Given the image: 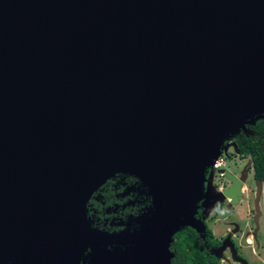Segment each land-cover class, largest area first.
<instances>
[{
  "label": "water",
  "instance_id": "water-1",
  "mask_svg": "<svg viewBox=\"0 0 264 264\" xmlns=\"http://www.w3.org/2000/svg\"><path fill=\"white\" fill-rule=\"evenodd\" d=\"M260 119L264 0H0V264H81L95 243L139 249L90 264H170L225 140ZM119 172L149 186L141 233L87 226Z\"/></svg>",
  "mask_w": 264,
  "mask_h": 264
},
{
  "label": "trees",
  "instance_id": "trees-1",
  "mask_svg": "<svg viewBox=\"0 0 264 264\" xmlns=\"http://www.w3.org/2000/svg\"><path fill=\"white\" fill-rule=\"evenodd\" d=\"M236 141L241 155L259 158L262 168L258 178L264 180V119L254 125L243 124ZM154 211L149 186L139 177L119 172L102 185L87 203V226L91 230L114 236L137 234L151 226ZM210 247V235L205 230L198 232L189 228L178 231L173 235L170 247L175 253L170 264H218L217 257L210 253ZM96 249L115 255L111 254L107 246L95 243L88 248L81 264L92 263ZM126 250L130 255L135 249Z\"/></svg>",
  "mask_w": 264,
  "mask_h": 264
},
{
  "label": "rangeland",
  "instance_id": "rangeland-1",
  "mask_svg": "<svg viewBox=\"0 0 264 264\" xmlns=\"http://www.w3.org/2000/svg\"><path fill=\"white\" fill-rule=\"evenodd\" d=\"M236 136H234L229 140L230 141L233 140ZM229 140L227 139L225 140V142ZM233 147L235 148L234 144L231 147L230 156L231 159H234L235 161L238 162L241 159L238 155L237 150L232 149ZM217 160L220 159L218 158ZM245 162H247L249 166L248 170H249L250 178L247 184L245 185V187L242 189V194L240 197L241 203L239 204L237 203L238 205H234V207L237 206L235 208L236 211L235 215H237V217L235 218L236 221H238L242 225L243 233L241 235L240 234L236 235V238H234L236 240L237 246H235L233 251L230 248H227L226 250L223 251V254H221V257L218 260V264H264V183L259 182L258 184L254 185V183H256L254 179L258 178L259 171L262 168V163L259 160V158L255 156L247 157ZM237 166L238 168L230 167L229 170V172L231 174H234L235 176H239V171L242 168L243 164H241V162H238ZM210 176L213 177V175ZM218 177L216 176L215 182L221 185ZM205 187L206 186H204V188ZM209 187L212 189V187L208 185L207 188ZM204 188L201 195H203L206 191L208 192V189L206 188L204 190ZM243 192H245V194ZM213 197L222 198L221 194L217 191H214ZM223 202H226V199H224ZM211 205L214 206L213 204ZM254 208L257 214L255 215V217H251V219H248V213L249 212L254 213L255 212ZM215 212H216V216H212L214 215ZM232 215L233 212L226 214V212H224L223 210L218 209L217 211L216 210L213 211L210 208L207 216L210 217L211 219L212 218L215 219L212 220L210 223V229H211L210 231L212 232V240L214 242H219L221 239H223L226 236L227 233L232 231L233 225L230 223V221L232 220H230L229 217ZM242 216H243V220H242ZM254 219L256 220L255 223H254ZM248 223L249 225L252 226L254 223L257 226L258 232L253 233L254 235H258L255 238V241H253L251 235H247V232L249 231ZM240 242L241 245L238 246ZM240 254H242L243 257H240ZM238 258H243V259L241 261H238Z\"/></svg>",
  "mask_w": 264,
  "mask_h": 264
},
{
  "label": "flooded vegetation",
  "instance_id": "flooded-vegetation-1",
  "mask_svg": "<svg viewBox=\"0 0 264 264\" xmlns=\"http://www.w3.org/2000/svg\"><path fill=\"white\" fill-rule=\"evenodd\" d=\"M237 137H238V135L233 140H231V141L229 140V141L225 142V145L223 146V149H222L223 152H221V155L219 158V159H223L222 163L224 165L220 169L211 168L208 171V173L206 175V182H205L206 187L204 188V190L207 188L208 185L211 186L212 189L210 187L207 188L208 192L207 191L206 192L204 191L205 193L203 192L204 194L201 195V197H200V199L196 205L197 210H196V214H195V220H197L199 222V229H196V228H194V229L198 232H201V229L205 230L206 234L210 235V241L212 243V247H210V253L212 255H214L215 257H217L218 260L221 257V254H223V251L226 250L227 248L232 249V251L234 250L235 246H237L236 240L234 238H236V235H239V234L241 235L243 233L242 225L238 221H236V218H235V217H237V215H235L236 214L235 208L237 206L234 207V205H238L239 203H241L240 197L242 194V189L245 187V185L249 181V178H250V174H249V170H248L249 166H248L247 162H245V160L247 157H251V155L243 156L239 153L237 141H236ZM233 144L235 145V148L233 147L232 149L237 150L238 155L241 159L238 162H241V164H243L242 168L239 171V176H235L234 174H231L229 172L230 167L238 168V166H237L238 162L235 161L234 159H231V156H230V150H231V147ZM210 175H213V177ZM216 176L217 177L219 176L218 178L220 180L221 185L215 182ZM231 177H234L237 181H241V183H242L241 194L238 196V201H237L238 204L234 203L233 199L227 198L225 195H223L226 190L233 187V185H234V182H233ZM254 180L256 181V183H254V185L258 184L259 182L264 183V180L259 179V178H256ZM228 184H230V185H228ZM214 191L219 192L221 194L222 198L213 197ZM243 193L245 194V192H243ZM224 199H226V202H223ZM211 204H213L214 206H212ZM210 208L213 211L214 210L217 211L218 209L223 210L224 212H226V214L233 212V215L229 216L230 220H232V221H230V223L233 225V229H232V231L227 233L223 239H221L219 241V242L222 241L221 243L214 242L212 240V232L210 231L211 230L210 229V223L212 220H215V219H213V218L211 219L210 217L207 216ZM254 211H255L254 213H251V212L248 213V219H251V217H255V215L257 214L255 208H254ZM212 216H216V212ZM242 220H243V216H242ZM255 221L256 220L254 219V223H255ZM254 223H253L254 227L252 225H249V223H248L249 231L247 232V235H251L253 241H255V238L258 236V235L253 234V233L258 232L257 226ZM189 228H192V227L187 226V225L183 226V222H182L180 224V230L179 231L182 232L184 230H188ZM146 229H148V228H146ZM146 229H144L143 231H145ZM250 233H252V234H250ZM240 245H241V242L238 244V246H240ZM106 246H107V249L111 252V254H115L116 256L129 254L128 251L126 250L127 248H129L131 250L135 249L136 251L139 249V247H137L135 245H129V246H118V245H115V246L109 245L108 246V245H106ZM240 257H243V255L240 254ZM242 259L243 258H238V261H241ZM116 264H122V263H116Z\"/></svg>",
  "mask_w": 264,
  "mask_h": 264
},
{
  "label": "built area",
  "instance_id": "built-area-1",
  "mask_svg": "<svg viewBox=\"0 0 264 264\" xmlns=\"http://www.w3.org/2000/svg\"><path fill=\"white\" fill-rule=\"evenodd\" d=\"M222 162H223V159L216 160V163L213 165L212 168H214V169H220L224 165Z\"/></svg>",
  "mask_w": 264,
  "mask_h": 264
}]
</instances>
